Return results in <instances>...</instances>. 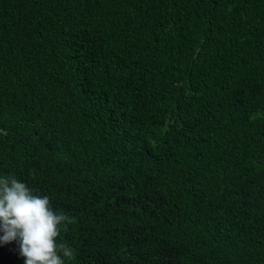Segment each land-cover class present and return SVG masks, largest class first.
Segmentation results:
<instances>
[{
	"label": "trees",
	"instance_id": "16d2710c",
	"mask_svg": "<svg viewBox=\"0 0 264 264\" xmlns=\"http://www.w3.org/2000/svg\"><path fill=\"white\" fill-rule=\"evenodd\" d=\"M4 176L66 264H264V0H0Z\"/></svg>",
	"mask_w": 264,
	"mask_h": 264
},
{
	"label": "clouds",
	"instance_id": "9594fccd",
	"mask_svg": "<svg viewBox=\"0 0 264 264\" xmlns=\"http://www.w3.org/2000/svg\"><path fill=\"white\" fill-rule=\"evenodd\" d=\"M74 218L57 213L47 196L33 193L15 176L0 177V244L16 242L24 264H66L73 248L58 243L65 224Z\"/></svg>",
	"mask_w": 264,
	"mask_h": 264
}]
</instances>
